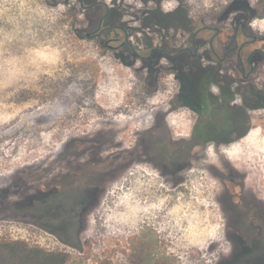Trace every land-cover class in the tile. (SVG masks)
<instances>
[{"label":"rangeland","instance_id":"obj_1","mask_svg":"<svg viewBox=\"0 0 264 264\" xmlns=\"http://www.w3.org/2000/svg\"><path fill=\"white\" fill-rule=\"evenodd\" d=\"M206 1L211 22H234L250 18L258 0ZM57 17L41 0H0V240L64 253L69 264H264V248L244 249L253 236L225 219L227 194L211 170L160 177L158 168L136 163L144 149L153 159L151 143L143 146L139 135L156 100L141 108L134 79L112 74L90 45L75 50L71 30L61 29ZM249 21L264 38V19ZM182 118L173 124L178 132L187 131ZM263 130L223 153L210 145L207 156L227 178L233 174L218 157L240 163L264 197ZM116 134L124 148H106ZM64 136L105 145L97 158L115 155L112 181L100 189L45 192L65 182L67 170L89 181L83 166L94 157L59 161ZM127 161L135 163L123 172ZM257 235L264 242V233Z\"/></svg>","mask_w":264,"mask_h":264},{"label":"flooded vegetation","instance_id":"obj_2","mask_svg":"<svg viewBox=\"0 0 264 264\" xmlns=\"http://www.w3.org/2000/svg\"><path fill=\"white\" fill-rule=\"evenodd\" d=\"M41 1L57 11L61 29L71 30L74 37L69 44L75 50L90 45L112 74L134 79L131 91L141 108L156 100L149 121L145 110L139 135L143 146L151 143L153 159L144 149L136 163L158 168L160 177L174 171L211 170L227 194L225 207L231 212L225 219L241 223L238 233L253 236L244 249L263 250V239L257 235L264 233L261 190L247 183L249 172L240 163L218 157L219 166L233 174L227 178L207 156L210 145L223 153L264 128V38L255 33L251 17L211 22L206 0ZM179 116H184L186 132L175 130L179 124L173 127ZM106 125L109 130L114 127ZM118 135L106 148H124V137L114 142ZM76 137H63L59 161L94 157L83 166L89 181L67 170L66 181L47 185L45 192L58 190L62 195L65 190L100 189L112 181L110 164L115 155L98 159L105 145ZM71 147L77 148L75 154H70ZM134 163L127 161L123 172ZM100 166L105 170L99 173Z\"/></svg>","mask_w":264,"mask_h":264},{"label":"trees","instance_id":"obj_3","mask_svg":"<svg viewBox=\"0 0 264 264\" xmlns=\"http://www.w3.org/2000/svg\"><path fill=\"white\" fill-rule=\"evenodd\" d=\"M252 19H264V0H258L250 9ZM0 264H69L68 256L61 252L49 251L31 246L22 241L0 240ZM96 264H112L100 261Z\"/></svg>","mask_w":264,"mask_h":264},{"label":"bare ground","instance_id":"obj_4","mask_svg":"<svg viewBox=\"0 0 264 264\" xmlns=\"http://www.w3.org/2000/svg\"><path fill=\"white\" fill-rule=\"evenodd\" d=\"M106 90V89H105ZM110 97V96H109ZM106 101V100H105ZM120 113V112H119ZM255 135V134H254ZM234 149V148H233ZM237 149V148H236ZM231 153V152H230ZM230 153H228V154H230ZM234 155V154H233ZM234 162V161H233ZM19 168V167H18ZM251 171V170H250ZM138 190V189H137ZM133 214V213H132Z\"/></svg>","mask_w":264,"mask_h":264}]
</instances>
